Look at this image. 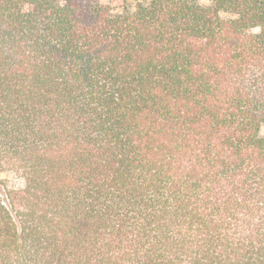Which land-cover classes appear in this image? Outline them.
I'll list each match as a JSON object with an SVG mask.
<instances>
[{"label":"trees","instance_id":"16d2710c","mask_svg":"<svg viewBox=\"0 0 264 264\" xmlns=\"http://www.w3.org/2000/svg\"><path fill=\"white\" fill-rule=\"evenodd\" d=\"M264 0H0V264H264Z\"/></svg>","mask_w":264,"mask_h":264},{"label":"rangeland","instance_id":"374dc122","mask_svg":"<svg viewBox=\"0 0 264 264\" xmlns=\"http://www.w3.org/2000/svg\"><path fill=\"white\" fill-rule=\"evenodd\" d=\"M151 0H100V4L107 7L115 16L133 12L139 5L147 4ZM202 5H213L215 0H194ZM261 135L264 136V124L261 127ZM23 187L21 179L11 173L0 174V194L7 202V193L12 189Z\"/></svg>","mask_w":264,"mask_h":264}]
</instances>
